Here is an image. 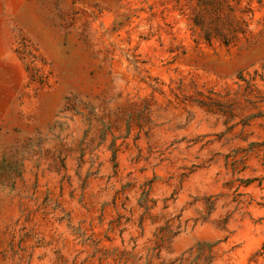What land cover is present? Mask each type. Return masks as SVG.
Returning <instances> with one entry per match:
<instances>
[{
  "label": "rangeland",
  "instance_id": "374dc122",
  "mask_svg": "<svg viewBox=\"0 0 264 264\" xmlns=\"http://www.w3.org/2000/svg\"><path fill=\"white\" fill-rule=\"evenodd\" d=\"M0 264H264V0H0Z\"/></svg>",
  "mask_w": 264,
  "mask_h": 264
}]
</instances>
